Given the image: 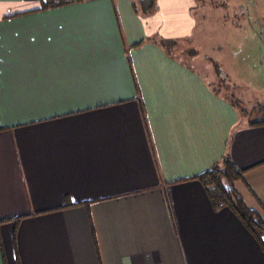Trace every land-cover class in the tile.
Listing matches in <instances>:
<instances>
[{"label": "crops", "instance_id": "1", "mask_svg": "<svg viewBox=\"0 0 264 264\" xmlns=\"http://www.w3.org/2000/svg\"><path fill=\"white\" fill-rule=\"evenodd\" d=\"M40 4L0 0V264H264L196 178L228 157L264 221V118L177 53L179 0Z\"/></svg>", "mask_w": 264, "mask_h": 264}, {"label": "rangeland", "instance_id": "2", "mask_svg": "<svg viewBox=\"0 0 264 264\" xmlns=\"http://www.w3.org/2000/svg\"><path fill=\"white\" fill-rule=\"evenodd\" d=\"M192 20L180 50L185 62L249 118H264V0H179ZM172 48V46L170 47ZM192 52V51H191Z\"/></svg>", "mask_w": 264, "mask_h": 264}, {"label": "trees", "instance_id": "3", "mask_svg": "<svg viewBox=\"0 0 264 264\" xmlns=\"http://www.w3.org/2000/svg\"><path fill=\"white\" fill-rule=\"evenodd\" d=\"M81 0H41L38 10L63 6ZM154 0H140L141 7L148 12L153 6ZM161 42L163 47H171L173 41L164 39ZM213 90L219 89L212 86ZM243 171L230 161L228 157H223L215 162L205 171L196 176L205 187L206 192L213 208L228 207L236 213L244 225L252 230L264 249V221L254 212L245 207L240 195L234 188V181L242 177Z\"/></svg>", "mask_w": 264, "mask_h": 264}, {"label": "built area", "instance_id": "4", "mask_svg": "<svg viewBox=\"0 0 264 264\" xmlns=\"http://www.w3.org/2000/svg\"><path fill=\"white\" fill-rule=\"evenodd\" d=\"M52 1H58V0H52Z\"/></svg>", "mask_w": 264, "mask_h": 264}]
</instances>
